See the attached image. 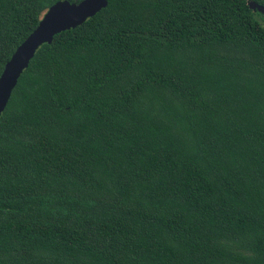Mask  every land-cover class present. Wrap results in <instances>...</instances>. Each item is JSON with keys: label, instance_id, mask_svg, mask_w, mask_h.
Segmentation results:
<instances>
[{"label": "trees", "instance_id": "obj_1", "mask_svg": "<svg viewBox=\"0 0 264 264\" xmlns=\"http://www.w3.org/2000/svg\"><path fill=\"white\" fill-rule=\"evenodd\" d=\"M57 1L0 0V73ZM250 1L106 0L36 49L0 114V264H264Z\"/></svg>", "mask_w": 264, "mask_h": 264}, {"label": "water", "instance_id": "obj_2", "mask_svg": "<svg viewBox=\"0 0 264 264\" xmlns=\"http://www.w3.org/2000/svg\"><path fill=\"white\" fill-rule=\"evenodd\" d=\"M105 6L106 0H80L77 3L61 0L46 9L35 28L15 48L0 73V114L17 79L27 67L36 49L42 44H49L55 34L80 25ZM247 6L264 16V7L251 1Z\"/></svg>", "mask_w": 264, "mask_h": 264}]
</instances>
